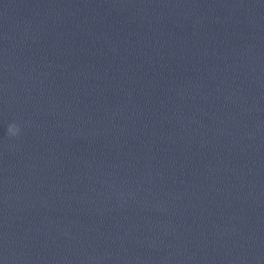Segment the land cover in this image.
<instances>
[{
	"label": "clouds",
	"instance_id": "1",
	"mask_svg": "<svg viewBox=\"0 0 264 264\" xmlns=\"http://www.w3.org/2000/svg\"><path fill=\"white\" fill-rule=\"evenodd\" d=\"M21 133V128L19 125L12 123L7 127V135L10 138L18 137Z\"/></svg>",
	"mask_w": 264,
	"mask_h": 264
}]
</instances>
